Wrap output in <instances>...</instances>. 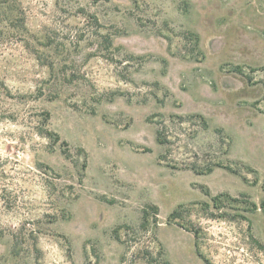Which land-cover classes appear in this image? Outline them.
I'll return each mask as SVG.
<instances>
[{
    "label": "rangeland",
    "instance_id": "rangeland-1",
    "mask_svg": "<svg viewBox=\"0 0 264 264\" xmlns=\"http://www.w3.org/2000/svg\"><path fill=\"white\" fill-rule=\"evenodd\" d=\"M168 263L264 264V0H0V264Z\"/></svg>",
    "mask_w": 264,
    "mask_h": 264
},
{
    "label": "trees",
    "instance_id": "trees-1",
    "mask_svg": "<svg viewBox=\"0 0 264 264\" xmlns=\"http://www.w3.org/2000/svg\"><path fill=\"white\" fill-rule=\"evenodd\" d=\"M193 38L195 39V43H196V46L199 45V37L197 35H193ZM238 71L241 72V69L240 68H237ZM249 81H251L250 79H248ZM200 119L203 120V124H204V127L207 129L208 128V123L207 121L204 119L203 116H198ZM221 132V131H219ZM38 134L42 137H45V138H50L53 140V142H55L56 144L62 142L61 141V137L59 134L49 130L47 127H45V129H43L42 131H38ZM158 142L162 145H164L166 143V141H164L162 139V135H161V132H158ZM62 145L63 146H67L68 144L66 142H62ZM86 167V166H85ZM228 170H230L229 168H227ZM212 172V169L208 170V173H211ZM206 195L210 196L211 197V194L209 191L206 192ZM222 197V196H221ZM228 198L233 201V202H239V200L237 199H231V197L228 196ZM212 199V202H213V207L215 209H220L221 206L219 204V201H220V196H216V197H211ZM207 207L210 208V205L209 204H206ZM152 210H154V213L155 214H158V211H159V208L158 207H152ZM149 213L147 210L144 211V220H147V217H148ZM182 218V215L180 213V211H174L168 218V222H172L173 220H179ZM155 223L157 224V219H155ZM194 235L195 237L197 238V232H194ZM208 262V261H207ZM169 264V263H168Z\"/></svg>",
    "mask_w": 264,
    "mask_h": 264
}]
</instances>
